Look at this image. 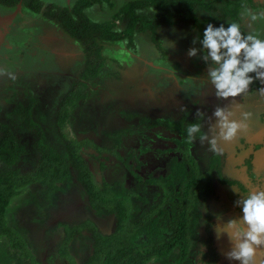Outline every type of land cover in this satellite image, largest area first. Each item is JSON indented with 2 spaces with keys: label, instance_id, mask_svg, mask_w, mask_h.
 I'll list each match as a JSON object with an SVG mask.
<instances>
[{
  "label": "rangeland",
  "instance_id": "rangeland-1",
  "mask_svg": "<svg viewBox=\"0 0 264 264\" xmlns=\"http://www.w3.org/2000/svg\"><path fill=\"white\" fill-rule=\"evenodd\" d=\"M126 1L128 0H111L115 4L114 8L107 5L93 6L89 8L88 13L93 20L104 21L118 9L122 2ZM34 16L35 18L27 16L26 19L20 20L17 26L13 25L9 28L10 35L5 38L8 43L0 36V41L6 43L7 47L4 46L6 49L2 50L1 48L4 47L0 44V106L2 107L0 117L18 133L27 147L24 153L17 156L13 165L0 162V172L9 169H17L20 172L31 171L36 168L41 155L40 151L33 146L34 131L24 125L21 115L12 113V109L20 104L33 103V118L45 128L48 143L67 156L66 145L55 130L54 117L59 101L83 68L84 55L79 44L72 38L69 39V36L66 37L61 30L55 29V23L50 18L42 15ZM118 22L122 23L121 20ZM179 32L181 34V31ZM149 34H152L151 31ZM158 34V32L154 34L155 40ZM62 39L66 41L63 47L60 44ZM168 39L166 35V48L171 52L172 39ZM159 42L163 43L161 40ZM135 46L137 47L135 49L130 47L126 49L123 42L105 43L108 64L102 68L101 77L96 86H91L92 95L71 109L64 132L68 139L87 140L78 153L87 162L95 187L103 192L106 188L105 184L117 181L125 172L124 159L129 148L138 146L149 148V151L142 156L144 161L142 168L136 169L135 173L126 174L128 188H125L133 190L134 195L152 198L156 188L141 183L135 174L144 180L150 174L156 175L161 169L165 171L173 153L162 151L168 145L166 140L170 137L166 126L149 128L144 120L172 121L171 114L179 109L180 103L193 102L194 99L189 94H183V92L187 93L189 84L180 82V74L183 70L180 67L175 68L172 63L173 55H169V61L162 62L159 51H156L158 47L156 46L155 50L153 47L148 49L145 38L135 42ZM136 49L140 52H136ZM159 50L162 52V48ZM159 67L161 68L158 69ZM177 84L179 89L175 87ZM255 107L252 106L251 110H248L249 116L253 113L252 110L256 109ZM244 122L247 124V129L240 133L245 132V142L240 140L238 134L230 142L219 140L218 148L220 152L226 153L224 154L225 161L227 160L226 170L239 180L242 179L245 191H240L236 185L220 186L217 195L204 202V207L213 221L215 245L219 255L218 264H239V262L227 258L226 253L233 245L227 234L222 238L217 237L216 225L243 215L242 206L237 207L235 204L242 195L250 191H264V129L258 126L254 131V124L248 122V117ZM120 127L129 128V132L123 134L122 144L117 143V145L106 134ZM193 142V154L199 164L205 167L211 151L208 142H201V140ZM255 144H262V147L256 153L253 176H249L246 160ZM226 170L225 172L228 173ZM71 186L72 189L74 188L73 194L78 203L75 223L91 219L98 225L102 234L113 233L116 218L95 216L88 208L87 196L80 185L73 182ZM234 187L239 193L234 191ZM40 191L41 187L37 186L25 188L21 195L12 199L6 211L9 225L17 228L29 240V243L35 239L37 247H32V250L39 255L41 253L40 238H42L40 228L49 224L47 218L54 220L56 212L61 211L58 206L60 203L63 204L62 210H68L71 207V201H68L65 206L64 198H62L57 206L48 210L50 213L47 216L46 202L33 201V197L39 196ZM150 202L143 205L149 207ZM129 209L133 207L130 206ZM59 234L60 232L56 229H51L49 232V236L54 237L53 240L59 239ZM53 242L56 245L51 249V257H46L49 260L45 259V263L37 264H56L55 260L59 261L54 255V248L58 242L56 243V240ZM93 244L94 239L88 230H85L80 238L74 240L72 252L75 255L78 254L75 258L82 261L90 256ZM11 252L8 239L1 238L0 264H15L16 260ZM19 264H29V261L25 259ZM146 264L159 263L156 257H152ZM254 264H264V247L256 250Z\"/></svg>",
  "mask_w": 264,
  "mask_h": 264
},
{
  "label": "trees",
  "instance_id": "trees-1",
  "mask_svg": "<svg viewBox=\"0 0 264 264\" xmlns=\"http://www.w3.org/2000/svg\"><path fill=\"white\" fill-rule=\"evenodd\" d=\"M4 1L14 7L19 0ZM104 1L82 0L71 8L53 10L54 7H46L43 11L79 44L84 55L83 68L59 101L54 117V127L66 145L67 156L48 143L45 128L33 118V103L20 104L12 109V113L21 115L24 125L34 131L33 146L41 155L36 168L31 171L9 169L0 172V239H8L15 264L25 259L29 264H36L27 240L17 228L9 225L7 207L12 199L31 186L41 187L40 195L33 197L35 202L44 200L47 208L53 207L76 179L88 195L89 209L97 216L113 215L117 223L111 234H102L91 220L67 229L59 244L61 255L68 253L69 242L85 227L90 228L94 239L93 251L84 262L71 261L68 264H146L152 257H156L159 264H217L219 256L213 245V221L204 202L217 195V184L237 182L224 177L221 170L223 161L218 153L210 158L204 168L192 154V143L185 138L186 128L190 124H198V116H193L194 120L189 119L191 115L185 110L174 124H169L168 120H144L149 128L168 126L173 130L171 139L175 143V147L163 150L174 152L167 163L166 172L157 176L151 174L145 180L135 174L141 183L157 187L154 193L156 199L149 207L143 205L150 202L149 198L134 195L133 190L125 188L124 174L122 179L105 184L104 192L98 190L87 162L78 153L87 140L68 139L64 132L71 109L92 95L91 86H96L102 68L108 64L105 43L125 41L127 49H135L136 33L150 30L155 34L159 26L178 22L184 12L177 0H134L124 2L112 13L111 19L93 20L85 9L97 3L101 7L108 4L112 7L109 0ZM27 5L36 13L42 8L33 2ZM150 6L158 9L153 18L143 12ZM116 19L122 20L121 26L115 24ZM136 52L140 50L136 49ZM1 110L0 106V113ZM128 132L129 128L120 127L106 135L116 144H122V136ZM178 134L183 136L179 137ZM26 149L18 133L0 117V162L13 165L17 156ZM148 151L149 148L145 146L129 148L124 159L126 171L135 173L144 163L141 157ZM130 206L133 209H129Z\"/></svg>",
  "mask_w": 264,
  "mask_h": 264
},
{
  "label": "flooded vegetation",
  "instance_id": "flooded-vegetation-1",
  "mask_svg": "<svg viewBox=\"0 0 264 264\" xmlns=\"http://www.w3.org/2000/svg\"><path fill=\"white\" fill-rule=\"evenodd\" d=\"M78 1H82V0H19L14 5V7H10L9 5H7L6 1L0 0V36L5 39L7 36L10 35L9 28H11L13 25L17 26L18 22L20 20L26 19L25 17L27 16L35 18L34 15H38V16L42 15L44 17L45 15L43 11L46 7H54L53 10H58L59 8H64V7L71 8ZM128 1H134V0H128ZM177 1L179 2V4H181L184 7V8L182 7V10L184 11L182 17H180L178 22L175 21L174 23L172 22V24H163L159 26L155 32V34L157 32L159 33L158 35H156L158 37L156 38V40L154 39L155 35L152 31H151L152 34H149L150 30H147L146 33H142V34L136 33L134 35L135 42L141 41V39L144 38L147 39L148 49L150 47H153V50H155L157 46L158 48L156 49V51H159L158 54L163 59L162 62L169 61L170 60L169 55L170 56L173 55V60H172L173 65H175V68L180 67L183 70V71L181 70L182 72L180 74L181 76L180 82L183 81V83L189 84L188 85L189 88L187 90L185 89L187 93L183 92V94H187V95L189 94L190 96L193 97L194 101L193 102L183 101L182 103H180L179 109L171 114L170 118H172L173 120L170 121L169 124H174L177 121H179L180 117H182L180 113L186 110L187 113H190L191 115L189 119L194 120L198 116L199 118L198 124L201 125V132L198 133V136H196L195 140H201L200 137L203 135H207L209 137L211 135H215L216 133H218V129H216L215 133L213 132V126L216 124V117L213 115V113L218 106L224 107L227 111L233 113L232 118L236 120L239 119L245 120L243 114L247 113L249 109L251 110L252 106H256L255 107L256 109L252 110L253 113H251V116H249V112L247 113L248 122L254 124L253 127L254 131L257 130L258 126H261L264 129V94H262L259 91L260 88L264 87V82L261 81L254 82L250 86L249 91L246 94H243L239 97H235V98L230 97L228 99L218 98L215 95L214 86L210 83L207 77L209 65L200 58V56H202L203 54L202 45L199 41H197L195 45L193 44V40L196 37H199L202 40L203 32L209 23H212L217 27L223 23L227 27L228 24L236 22L241 24L242 30L244 31L245 34L252 33L264 39V17L258 16L256 20H252L250 16L244 15L245 9H250L252 12L257 14L260 12H264V0H177ZM29 2H33L35 5H40L42 6V8L38 13H36L29 9V6L27 5V3ZM109 2L112 3L111 8H114L115 6L114 2H111V0H109ZM103 3H105L104 0ZM123 3L124 2H122L121 5H123ZM93 6L100 7V3L94 4ZM109 6L111 5L108 4L107 7ZM89 8L91 7H87L85 9L87 13ZM169 11H173V10L170 9ZM114 12H116V10ZM143 12L150 15V17L153 18L155 16L154 14H156L155 12H158V9L150 6L149 8L144 9ZM45 17L50 18L48 16ZM111 18L112 17L110 16L108 19ZM51 20L55 23L54 24L56 26L55 29L61 30L66 37L68 36L70 37V35L66 33L58 23H56L53 19ZM119 20L121 19H116L114 21L117 26L118 25L121 26V24H119L120 22H118ZM179 31H181V34ZM166 35L169 38L168 40L172 39L171 43L173 46L171 47V52L166 48V40H165ZM69 39H71V37ZM159 40H161L163 43L161 44ZM2 42L0 41V44ZM120 42H123L124 45L127 46L125 41H120ZM65 43L66 41H64L63 39L60 40L61 47H63ZM117 43L118 42L114 44ZM191 47H196L198 49H201L197 57H189L188 50ZM160 48H162V52H160L159 50ZM61 53H63L62 50ZM141 53H143L142 50ZM142 62L144 63V61ZM161 67H159L158 69H160ZM178 84L175 85L176 88H178ZM193 116L195 118H192ZM166 128L168 129V132H170V137L168 138V140H166L168 145L165 147L164 150H166L167 148L175 147V143L171 139V137L173 136V130L170 129L168 126H166ZM178 136L182 137L183 135L181 136L178 134ZM239 136H240V140L242 142H245V132L239 133ZM185 138H187L186 135ZM191 143H192L191 146V151H192L194 142L192 141ZM261 147L262 144H255L253 151L249 154L246 160V168L248 169L249 176H253V169L255 170L256 167L255 164L256 153L257 150L260 149ZM220 151H215V152L210 151V154L208 155L207 163L214 154L218 153V155L221 157L223 161L221 170L224 177L229 178L231 181L237 183H233L229 185L217 184L216 191L218 192V188L220 186H233V185H236L240 191L241 190L245 191V186H244L245 184L242 182V179L239 180L236 176H233L231 172L226 170L225 166L227 160L225 161V156H224V154L226 153L225 152L222 153ZM165 152H171L174 154V152L172 151H165ZM243 159L245 163V156L243 157ZM142 166L143 164L141 165L140 168H142ZM225 170L228 173H226ZM164 172H166V169L165 171H162L161 169L156 175L154 174L152 175L157 176L158 174ZM150 175H148V177ZM120 179H122V177ZM124 179H125L126 187L128 188L126 175L124 176ZM141 179L143 180V178ZM147 186L156 188L153 191L152 198L147 197L149 198V200L153 201L154 199H156L154 193L157 191V187L155 185H147ZM109 216H113V215H109ZM116 223H117V218H116ZM213 236H214L213 245L216 252L218 253V249L215 245L214 231H213ZM218 263H219V258H218Z\"/></svg>",
  "mask_w": 264,
  "mask_h": 264
},
{
  "label": "clouds",
  "instance_id": "clouds-1",
  "mask_svg": "<svg viewBox=\"0 0 264 264\" xmlns=\"http://www.w3.org/2000/svg\"><path fill=\"white\" fill-rule=\"evenodd\" d=\"M244 15L256 20L264 17V12L254 13L245 9ZM199 41L203 54L200 58L209 65L207 77L215 88V95L221 99L235 98L246 94L250 86L256 82H264V39L248 33L245 34L241 24L233 22L226 27L223 23L215 26L209 23ZM201 49L191 47L189 57H197ZM259 91L264 94V87ZM216 124L213 132L218 133L209 138L200 137L201 142L207 141L209 150L220 151L218 141L230 142L247 129L244 120L233 119V113L224 107H217L213 113ZM244 119L248 114L245 113ZM187 139L192 142L201 132V125L194 123L186 128ZM234 191H239L234 187ZM237 207L242 206L243 215L231 218L226 223L216 225L218 238L227 234L232 248L226 253L229 260L239 264H254V256L258 248L264 247V191H250L235 201Z\"/></svg>",
  "mask_w": 264,
  "mask_h": 264
},
{
  "label": "crops",
  "instance_id": "crops-1",
  "mask_svg": "<svg viewBox=\"0 0 264 264\" xmlns=\"http://www.w3.org/2000/svg\"><path fill=\"white\" fill-rule=\"evenodd\" d=\"M6 42L8 43V41L6 40ZM2 44V46L1 47H6V43H1ZM1 48L2 50H5L6 48ZM128 173V171H126V167H125V172H123V174L124 175H126ZM73 182H76V183H78L79 185H80V188L83 190V192L86 194V192H85V190L83 189V187H82V185L76 180V179H74V181ZM74 189V188H73ZM73 189H72V186H70V188L66 191V192H64V193H62L61 194V197H60V199H62V198H64V202H65V206H67V202L68 201H71V207L68 209V210H62V206H63V204L62 203H60L59 204V202L55 205V206H57L58 204V206H60V208L59 209H61V211L59 210L58 212H56V214H55V216H54V220H51V219H48L47 217V221H49L48 223L49 224H47V226H45L44 225V227H41L40 228V230L42 231L41 233V237L42 238H40V245H41V248H40V250H41V253H40V255L39 254H36L33 250H32V247H37L36 245H35V239L33 240V241H31L32 243H29V240H27L25 237H24V235H23V237L25 238V240H27V242L29 243V247H30V250H31V252L33 253V255L35 256V258H36V260H37V263H40V262H44L45 263V259L48 261L49 259H47L46 257H51V249L56 245V244H54V240H56V243H57V246H56V248H54V255H55V257L59 260L58 262H57V260H55V262H56V264H59V263H62V264H68V263H70L71 261H74V262H76V263H82V262H84L87 258H88V256H87V258L86 259H84V260H82V261H80V260H77L76 258H75V256H77L78 254H73V252H72V246L74 245V240L75 239H78V238H80L81 236H82V233L85 231V230H88V232L90 233V235H91V237L93 238V235H92V231L90 230V228L88 227V228H83L82 229V231H81V234H78V235H76L75 237H73V239L69 242V244H68V253H66V252H64L62 255H61V251H60V249H59V244H60V242H61V240H62V238H63V236L65 235V233H66V230L67 229H69V228H73V227H75L76 225H78V224H82V223H84L86 220H91V219H85V220H83L82 222H80V223H75V218H76V209H77V205H78V203H77V199H76V197H75V195L73 194ZM86 196H87V200H88V195L86 194ZM59 199V200H60ZM34 201V200H33ZM35 202V201H34ZM63 202V203H64ZM55 206H53V207H50V208H48L47 209V207H46V209H47V213H46V215L48 216L49 215V213H50V211H48V210H51V208H54ZM88 206H89V203H88ZM89 208V207H88ZM53 210V209H52ZM94 213V212H93ZM94 215L95 216H97L95 213H94ZM97 217H101V216H97ZM45 218V219H46ZM8 221V220H7ZM44 222H46V220H43ZM91 221H93V220H91ZM94 222V221H93ZM44 224V223H43ZM94 224L96 225V227L98 228V230H100V228L98 227V225L94 222ZM48 229H49V231H48ZM51 229L52 230H54V229H56V230H58L59 232H60V234H59V239H54L53 240V238L54 237H50L49 236V232L51 231ZM46 231V232H45ZM101 232V231H100ZM102 233V232H101ZM36 263V264H37Z\"/></svg>",
  "mask_w": 264,
  "mask_h": 264
}]
</instances>
